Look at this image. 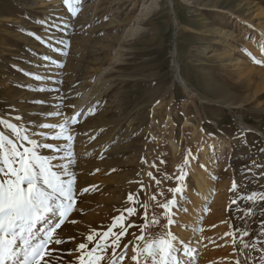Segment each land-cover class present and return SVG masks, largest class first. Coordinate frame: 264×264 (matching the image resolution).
<instances>
[{
	"label": "rangeland",
	"instance_id": "rangeland-1",
	"mask_svg": "<svg viewBox=\"0 0 264 264\" xmlns=\"http://www.w3.org/2000/svg\"><path fill=\"white\" fill-rule=\"evenodd\" d=\"M70 2L79 9L75 16L63 0H0V115L14 108L13 115H22L33 126L54 119L48 111L66 115L76 96L103 76L97 104L81 111L75 126L83 131L109 120L129 127L125 157L139 162L151 157L168 173L170 139L178 144L175 154L183 163L189 149L202 161V143L211 140L208 156L213 158L207 162L215 164L216 175L198 226L197 251L201 264H246L240 232L235 242L232 233L247 229L250 235L243 239L251 244L264 221V63H252L261 71L250 78L241 59L263 42L257 27L264 26V0H159L148 13L152 0ZM41 20L59 28H46ZM61 39H70L67 55L54 50ZM45 56L52 59L45 61ZM27 73L45 79L36 81ZM186 121L192 125L184 126ZM111 128L103 129V136ZM191 128L201 136L192 138ZM119 137L106 143L102 155L125 143L124 138L117 142ZM78 159L84 157L76 156L73 165ZM259 239L264 241V235ZM243 252L259 256L249 249Z\"/></svg>",
	"mask_w": 264,
	"mask_h": 264
},
{
	"label": "snow or ice",
	"instance_id": "snow-or-ice-1",
	"mask_svg": "<svg viewBox=\"0 0 264 264\" xmlns=\"http://www.w3.org/2000/svg\"><path fill=\"white\" fill-rule=\"evenodd\" d=\"M63 2L75 16L79 9L74 7L70 0ZM76 3H80V0H76ZM38 23L46 28H59V25L50 24L47 20ZM29 34L35 36L34 33ZM35 38L44 42L42 37ZM53 47L57 53L67 55L70 39H61ZM43 59L49 61L52 58L45 56ZM55 63L57 68L64 66L62 62ZM27 75L36 81L45 79L35 73ZM39 91L44 89L40 88ZM55 91L59 93L60 90L57 88ZM63 101L64 97H61L60 103L56 105L57 109ZM33 102L40 105L47 103L45 100ZM14 112L13 108L0 115V129H3L0 130V264H63L65 253L69 256L78 253L74 260H69V264H123L130 246L133 264H149V261L150 264H193L195 250L183 239H178L171 230L173 225H177L176 215L188 211L183 204L186 187L184 181L188 175L186 171L175 177L165 174L166 179L174 178L177 181L175 187L168 189L171 199L160 203L157 195L163 196V192L154 193L150 197L161 210L166 225H161L155 213L149 219V206L147 203H141L139 199V193L146 192L147 188L140 182L139 192L128 194L127 206L112 218L106 230L93 229L86 236L81 235L80 242L73 248L59 247L77 239V235L72 232L65 233V229L78 223L74 213H83V209L78 208L77 204L78 196L74 187L76 177L70 170L74 160L71 150L74 140L72 125L79 124L81 112L66 118L63 123H39L34 126L32 121L25 123L22 115H13ZM46 115L60 117L63 113L54 110L48 111ZM4 130L10 135L5 134ZM40 149H48L56 155H42ZM195 159L197 157L189 149L184 164L188 165ZM152 167H155V164ZM148 176L157 186L161 183L151 172ZM91 187L93 190L96 188L95 185ZM235 188L234 181L231 190L234 191ZM88 191L87 188L83 189L80 194ZM260 198L264 200V196ZM232 204H236V200H233ZM137 206L142 212L138 211ZM248 212L250 213L251 209ZM131 217H139L142 223L130 222ZM156 225L166 228L159 239L147 241L143 248L132 241L122 245L129 229L138 228L139 235H132L136 241H143L145 231ZM237 232H240L239 238L243 245L241 254L245 256L246 264H264V241L259 239L260 235H264V221H261L260 233L253 237L251 244L243 239L250 235L247 229L242 232L235 229L232 233L233 242L237 238ZM243 249H249L250 253H259V256L246 254ZM235 264H240V261L236 260Z\"/></svg>",
	"mask_w": 264,
	"mask_h": 264
},
{
	"label": "bare ground",
	"instance_id": "bare-ground-1",
	"mask_svg": "<svg viewBox=\"0 0 264 264\" xmlns=\"http://www.w3.org/2000/svg\"><path fill=\"white\" fill-rule=\"evenodd\" d=\"M158 1L159 0H152L150 8L148 9L149 6L145 8V10L148 9L147 13L158 6ZM168 2L170 3V1ZM257 29H259L261 37H263V42L260 43L255 50H253L254 47L251 48L249 57L244 56V58L241 59L243 60V66H245L247 71H249L248 76L250 78L259 75V71H261V69L255 68L252 63L262 65L264 63V50H262L264 49V26H258ZM243 55L245 54L243 53ZM255 61H259V63H256ZM10 62L11 60H8V63ZM175 74L176 79L183 84L182 78L177 71ZM102 83H105V79L103 76H100L95 83H92L91 88L83 93V95H77L75 103L66 115L54 117L52 120L48 119L37 121L36 124L63 123L66 118H70L76 112L82 111V113H84L88 110L90 111L91 108L97 104V93L99 92L98 88ZM166 121L170 123L171 128H173L174 124L171 118H168ZM110 122L111 121L109 120H102L100 123H96L93 128H90L92 132H90L91 134H89L90 136H88V138L85 135L86 132L90 130L89 128L84 127L85 129L82 131L80 130L82 128L72 125L74 140L72 142L71 150L74 154V158L76 156L84 157V160L78 159V163H74V165L72 164V167H70V170L76 177L74 187L78 196V208H82L83 213H74L78 223L65 229V233L72 232L74 235H77V239L66 246L61 245L59 247L73 248L80 242L81 235L86 236L93 229L106 230V227L111 224L112 218L116 215L115 212L118 209L123 211V209L127 206L126 201L128 194L137 193L140 187V182H143L147 188V191L144 192V196L139 195V199L141 203H147L149 206V219H151L152 214L155 213L157 218L160 219L161 225H166V220L161 216V210L157 204L150 199V197L154 193L163 192V196L157 195V200L160 203L165 202L167 199H171V193L168 189L175 187L177 181L174 178L171 180L166 179L165 174L170 177H175L176 175H179L180 172L186 171L188 175L184 181L186 187L184 191L183 204L188 211L180 212L176 215L175 218L178 226L173 225L171 230L176 234L178 239H183L193 250H195V258L193 260L195 262H193V264H201L202 254L197 251L199 246V243H197L199 240L198 226L200 225L201 216L204 213L205 207L211 199V193L214 189V177L216 175L215 164H208V160L213 158V155L209 154L208 156V153L213 150L211 140L204 139L202 143V161L199 162L195 159L192 160L190 164L185 165L183 163V158L180 160L178 158L179 155L175 154L178 144L173 139H170L169 144L172 150L171 170L168 173H164L165 170L162 169L159 163L158 165L156 164L155 167H152L154 162L151 157H147L142 162L132 161L128 156L125 157L124 151L127 153L129 149L127 144L129 127L126 126L124 129L123 126H118V123L111 124ZM109 125L112 126L110 131L108 130L109 128L107 129L109 134L107 136H103V129ZM190 125L192 124L189 121H186L184 124L186 127ZM35 130L40 131L41 129ZM190 133L192 138H194V136H201L200 131L196 130V128H191ZM92 134H94V136L97 135L98 137L92 139ZM116 135H120L117 142H119L121 138H124L125 143L123 144L122 142L118 144L119 146L112 150V153L110 151L102 155V151L106 143L109 140H112ZM52 143L60 142L52 141ZM96 148L97 152L94 151L95 155L91 157L90 154ZM39 151L42 155H56L48 149H40ZM193 155L195 156L194 153ZM140 164H143V168L140 167ZM149 172H151L156 179L161 181L158 186L155 184V181L148 176ZM93 185L96 186L95 190L91 187ZM86 188L89 189V191L84 192L83 195H81L80 193L82 190ZM137 208L138 211L142 212V209H139V206H137ZM131 221H135L137 224L142 223L139 217H131L130 222ZM165 231L166 228L161 227L160 225L151 226L145 231V240L143 241H136L132 235V233L139 235L138 228L129 229V234L131 235L130 237L133 244L138 243L139 246L143 248L147 241L159 239ZM77 255L78 253H73L69 256L65 253L63 264H69V260H74ZM108 255L110 258L111 252H109ZM131 255L132 252L130 246L128 255L126 256L123 264H133L131 261Z\"/></svg>",
	"mask_w": 264,
	"mask_h": 264
}]
</instances>
